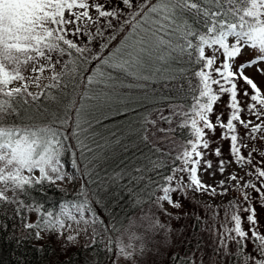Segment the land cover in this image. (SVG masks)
I'll use <instances>...</instances> for the list:
<instances>
[{
	"label": "snow or ice",
	"instance_id": "snow-or-ice-1",
	"mask_svg": "<svg viewBox=\"0 0 264 264\" xmlns=\"http://www.w3.org/2000/svg\"><path fill=\"white\" fill-rule=\"evenodd\" d=\"M121 3L127 12L122 8L106 9L105 5L89 3V0H0V206L14 204L18 215L22 208L38 212L40 218L35 223H24L25 228L35 230L36 239L42 238L41 231L63 236L66 228L71 229L68 221L77 224L83 221L87 225L85 213L90 212V207L84 190L86 185L82 186L77 200L62 202L58 211L46 210L43 205H25L20 199L34 186L69 178L63 163L69 139L61 130L63 121L53 119L47 124H35L30 122V116L22 115V111L41 99L55 101L67 87L65 81L71 80L84 64L95 59L102 61L101 68L86 77V86L115 88L119 74L139 79L163 74L169 81L184 82L179 88L182 100L187 103L172 105L171 114L159 116L160 121L169 125L178 117L177 128L184 132V138L169 152L153 147L152 152L159 156L146 158L147 166L136 169L140 178L145 172L155 173V179L148 177L146 195L157 207L165 202L180 207L172 194L188 190L212 196L228 194L225 180L213 186L205 184L200 176L201 171L212 167V161L204 159L210 148L207 133H214L216 127L224 130L221 139L230 141L233 159L219 160V173H225L227 163L246 164L251 166L246 175L252 179L239 183L243 177L234 173L227 177L228 181H237L233 190L242 191L248 205L243 211L248 213L249 227L246 230L243 226L245 218L239 214L241 205L230 204L233 208L231 226L224 225L219 233L217 252L223 250L225 255H231L234 264H264V232L259 230L255 207L246 191L253 189L264 201V158L253 164L254 153L264 157V152L257 153L253 147L245 156L242 148L247 145L240 142L242 138L237 131L239 124L246 129V138L264 140V135H258L264 133V90L245 74L246 68L264 64V0H135V3L121 0ZM92 9L97 13L95 18L90 14ZM100 18H107L108 28L113 27L115 19L120 22L121 31L127 29L121 47L107 58L90 55L93 39L103 33L97 27L93 34L89 24H99ZM82 35L88 37L87 43L78 42ZM245 48L257 55L234 70L235 61ZM58 64L61 66L59 72L56 71ZM46 71L51 73V82L40 93L32 92L31 85L40 87ZM257 71L264 74V68H257ZM145 72L148 75H144ZM239 80L251 89V92L245 90L244 96L250 101L247 111L255 117V122L241 117L244 109L238 99ZM225 94L229 96L228 118L225 122L221 114L213 122L214 105ZM75 111L79 128L82 109ZM143 119L145 125L156 127L157 120L148 116ZM156 130L167 137L177 129ZM143 131V139L147 142L149 129L144 127ZM77 147L81 155L92 151L79 137ZM172 151L176 154L172 155ZM213 154L220 157L221 149L215 148ZM163 156L172 157L170 165L159 158ZM166 168L169 170L165 173ZM143 202L142 197L136 200L138 204ZM225 216H229L227 210ZM144 218L149 219L148 216ZM156 226L163 227L159 221L150 225ZM76 238L69 235L67 240L71 242ZM140 239L136 233H129L127 244L122 237L117 238L110 242L109 250L114 247L124 259L134 261L137 251L143 252L142 244L137 248L136 242ZM233 242L235 252L229 251ZM249 243L252 251H248ZM185 264H196V261H185Z\"/></svg>",
	"mask_w": 264,
	"mask_h": 264
},
{
	"label": "trees",
	"instance_id": "trees-1",
	"mask_svg": "<svg viewBox=\"0 0 264 264\" xmlns=\"http://www.w3.org/2000/svg\"><path fill=\"white\" fill-rule=\"evenodd\" d=\"M109 1L117 3L114 8L126 9L121 0ZM133 2L135 3V0ZM119 25L120 23L116 27ZM126 35L127 29L117 33L111 30L107 41L102 44L105 46L103 48L94 38L90 45L93 47L90 55L99 54L102 58H107L121 47ZM87 40L88 37L85 35L80 37V41L84 43H87ZM101 64L102 61L95 59L84 64L78 74L71 80L65 81L67 87L63 89L62 95H57L55 101L41 99L22 111V115L30 116V122L35 124H47L53 119L63 121L61 130L69 137L66 141L67 152L63 157L64 167L67 173L79 177L81 185L61 186L56 182L53 184L46 181L20 196L25 205H43L46 210L58 211L62 202L77 200L82 186L86 185L84 190L88 194L90 212H86L85 216L98 224L99 231L95 229L89 241L74 244L56 233L50 234L46 231H41L42 238L36 239L35 230L25 228L24 223L26 221L35 223L40 218L39 213L22 208L18 215L16 205L3 204L0 206V264H113L111 258L113 249L109 250L112 238L107 239L105 232L114 235L112 231L116 233L120 231L125 226L126 219L133 217L146 205H148L146 208L153 205L149 201L138 204L136 200L141 197L143 200L147 199L148 177L155 179V173L145 172L143 178H140L141 174L136 169L147 166L146 158L159 156V153L152 152L153 147L167 152L163 144L171 142L178 144L184 138V132L177 128L178 117L171 125L159 120L160 114L165 116L171 114L172 105L187 103L182 100L183 93L179 88L184 82L169 81L163 74H153L148 79L119 74L115 88L104 89L102 85L96 84L86 86V77L98 71ZM105 70L110 71V69ZM56 71H61L59 64ZM113 75L116 76L117 73ZM144 75L148 73L145 72ZM50 82L51 80L45 82L36 93H40ZM237 84L240 85L243 95L245 90L251 92L249 86L241 80L237 81ZM223 97L221 101H225L228 105V94ZM77 108L82 109L79 128L75 111ZM219 112L220 108L214 107L212 115ZM228 115L224 118L225 122ZM145 116L157 120L156 127L145 125L143 119ZM57 126H60L59 123ZM144 127L149 129L147 142L143 139ZM169 127L177 130L167 137L156 130ZM222 131L224 130L221 129L220 132ZM77 137L89 145L92 151L81 155L77 147ZM217 147L222 148L221 144L214 148ZM226 147L230 149V146L226 145ZM75 152L76 164H73ZM175 154V151H172V155ZM159 158L168 163L172 157ZM167 171V168L164 169L165 173ZM8 195L11 196L12 193ZM249 195L252 198L250 203L255 207L256 217L257 215L264 217V201L253 190ZM238 199L240 198H237V201ZM240 202L242 201L237 203ZM247 206L245 202L242 203L239 214L245 216L244 222L248 228L246 220L248 213L243 211ZM200 207L202 206L196 209ZM227 212L230 213L228 210ZM139 213L136 217H140ZM224 218V225L231 226L230 214ZM189 226H191L190 231L198 230L192 221L189 222ZM103 228H105L104 233L101 231ZM202 238H204L203 233ZM183 247L188 246L183 244ZM233 248L235 252L234 242ZM187 250L189 249H185ZM248 251H252L251 243L248 244ZM191 258V255H188V258L183 256L181 259L172 254L167 264H185V261H190Z\"/></svg>",
	"mask_w": 264,
	"mask_h": 264
},
{
	"label": "rangeland",
	"instance_id": "rangeland-1",
	"mask_svg": "<svg viewBox=\"0 0 264 264\" xmlns=\"http://www.w3.org/2000/svg\"><path fill=\"white\" fill-rule=\"evenodd\" d=\"M94 2H99L105 5L106 9H111V7L114 8L117 5L116 2H110L109 0H89V3ZM124 11L127 12L128 9H125ZM90 14L93 18L97 16V13L94 9L90 11ZM106 19L107 18H100L99 24H89V29L93 32V34H95L96 28L100 27L103 35L95 36L97 44L100 46L107 41L111 30L116 33L120 31V25L116 27L120 22L114 19L112 21L113 27L108 28L106 26ZM122 20L123 17H121V21ZM90 47L93 48L92 46ZM255 55H257L255 51L245 48L243 54L235 61L234 70L241 63L252 59ZM53 59H55V57ZM257 68H264V64L246 68L245 74L251 77L257 83V85L262 90H264V74L258 72ZM50 77L51 73L46 71L41 77L40 87L46 81H48ZM40 87H37L35 84H33L30 88L35 90L39 89ZM240 88V85H238V99L240 101L241 107L244 109V111L241 113V117L244 120H252L255 122V117L250 116L247 111L249 99L248 97L245 98L243 93L240 91ZM223 100H220L216 105H214V107L220 108V112L211 115L213 122L216 121L217 116L223 114L224 119L229 114L230 110ZM220 131L221 128L216 127L214 133L211 131L207 133V139L210 141V148L206 150L204 159L211 160L212 167L207 171H201L200 176L205 184L213 186L218 185L221 180H225L226 186L228 187V194L223 196H212L205 193H197L193 190H188L186 193H173L172 198L179 202L180 207L171 206L166 202L162 205V207H157L155 202L149 201L153 203V205L150 206V208H146L148 207V205H146L143 210L138 211L140 212V217H136L138 213L136 212L133 217L131 216V218L125 220V226L120 231H117V233L112 231L114 235L105 232L107 239L112 238V241H114L117 238L122 237L125 244L128 243L129 233H136L141 237V239L136 243L137 248H139L141 244L143 245L142 254L137 251L134 261H129L124 259L118 252H116L115 248L113 247V251L111 252L113 264H167V261L172 254H175L176 257L181 259L183 256L188 258V255H191V259H194L196 264H201V262L202 264H234L231 255H225L223 250L217 252L220 239L219 233L223 231V219H225L224 217L226 209L230 211L229 214H231L233 208L230 207V204H236L239 201H242L238 203L239 205L244 203L241 189L237 188L236 190H233V185L236 184L237 181H228L227 177L234 173L238 177H243V180H240L239 183H243L245 180H251L252 177L246 175V173L251 170V166L246 164L239 166L236 163H227L225 173L223 175L219 173V160L223 159L228 162L233 159L230 155L229 149L226 147V145L230 146V141L227 139H221ZM237 131L239 136L242 138L240 142L247 145V147L242 148V152L245 156L248 155L249 151H251L253 147H255L257 153L264 152V140L257 139L253 141L246 138V129L239 124H237ZM258 135H264V133H260ZM176 143L177 142L165 143L163 146L164 148H167L168 152L173 149L174 144ZM218 144H221L222 146V148H220L222 152L220 157H217L213 154V150L215 149L214 147H216ZM167 158H169V156H167ZM262 158L264 157L254 153L253 164H257L256 160L260 161ZM74 160L76 161V152L74 155ZM170 162L171 160L168 161V163ZM68 176L69 178H66L63 181L57 180L56 184L71 187H79L81 185L78 176L71 175L70 173H68ZM252 190L253 189L251 188L246 189L248 193H250ZM159 194L160 193L157 195ZM237 198L240 199L237 201ZM144 202H148V200L146 199ZM199 206H202L203 208L200 207L196 209V207ZM145 216H148L149 219H145ZM241 216L245 217L243 215ZM257 216L259 221V230L264 232V217L261 215ZM87 219V225H85L83 221H81L79 224L68 221V223H71V229L66 228L64 230L63 236L60 237L67 239L69 235L76 236L77 238L71 241L73 244L89 241L92 238L95 229L99 231V226L90 218ZM155 221H159V224L163 225V227H150V225ZM190 221L195 224L199 232L198 230L190 231ZM243 226L247 230L246 222H244ZM85 228L87 229L86 231ZM101 231L104 233L105 228H103ZM202 233L204 238H202ZM183 244L187 245L188 247H183ZM196 245L198 248H196ZM185 249L189 250L185 251ZM229 251L234 252L233 243L229 245Z\"/></svg>",
	"mask_w": 264,
	"mask_h": 264
}]
</instances>
